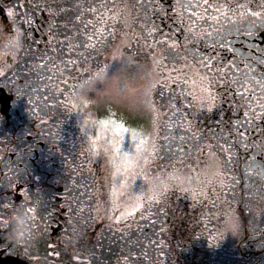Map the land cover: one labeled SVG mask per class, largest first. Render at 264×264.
Returning a JSON list of instances; mask_svg holds the SVG:
<instances>
[{"label":"flooded vegetation","instance_id":"af4514ba","mask_svg":"<svg viewBox=\"0 0 264 264\" xmlns=\"http://www.w3.org/2000/svg\"><path fill=\"white\" fill-rule=\"evenodd\" d=\"M34 4L0 0V226L6 227L16 204L35 207L38 202L29 226L46 264H264V185L260 200L247 188L223 191L224 177L218 175L214 187L201 185L206 195L195 200L170 189L163 203L167 215L158 213L160 205L144 195L139 201L143 207L116 219L131 210L139 194L118 189L112 140L99 121L102 56L65 69L64 62L76 58L65 40L64 47L55 45L57 52H47L51 59H38L48 50L45 30L51 17L46 7ZM9 8L16 13L14 20ZM26 14L32 16L31 25L24 23ZM66 15L56 17L58 25ZM17 29L23 46L14 50L10 39ZM65 29L71 30L61 28V40L68 36ZM242 39L233 43L243 50ZM253 40L264 48V33ZM217 53L223 63L235 55L227 49L212 54ZM40 63L43 68L36 67ZM222 107L225 119L243 115L244 109L236 110L234 103ZM251 161L260 165L264 155L243 161L247 170L235 176L263 183L264 171H251ZM0 264L28 261L0 239Z\"/></svg>","mask_w":264,"mask_h":264},{"label":"snow or ice","instance_id":"6c2138e0","mask_svg":"<svg viewBox=\"0 0 264 264\" xmlns=\"http://www.w3.org/2000/svg\"><path fill=\"white\" fill-rule=\"evenodd\" d=\"M137 3L144 14L143 20L139 22V33L122 17L120 11H115L108 17L107 11L112 9L100 13L95 5L85 8L84 0H77L78 14L75 21L82 23L83 29L71 37L64 36L61 40L60 29L67 28L70 21L58 25L56 17L62 13L67 14L70 10L65 7L53 8L47 0H35L34 6L38 9L43 5L51 17L45 30L48 50L38 59H51L47 52H57L59 49L56 44L64 47L65 40L71 41L76 36L83 35L86 40L67 44L69 52H76V58H69L64 62L65 69L69 64L75 65L78 60H87L93 52H98L97 44L105 45L108 37L114 36V31H109L108 19H111L113 24L120 20L126 28L132 29L133 39L138 43L144 41L145 46L153 50L154 62L158 67L169 69L171 66L166 75L145 90L142 100L126 101L133 111L144 112L149 116L152 131L132 132V138L137 143L135 154L131 157L120 153L122 138L119 142L108 141L114 145L120 158L125 162L135 161L137 164L142 160L147 166L160 153L167 152L170 156L176 153L190 154V144L196 147L197 151L203 152L204 149L200 145L207 141L206 147L211 151L214 147L213 140H217L221 151L227 153L229 158L237 146L246 150L258 148L264 155V48L253 40L258 34L264 33V0H185L183 3L176 0L175 5L167 9L166 0H137ZM100 7L106 5L101 3ZM117 7L113 4V8ZM127 7L128 5H125V8ZM85 13L93 14L95 22L92 19L85 21ZM8 15L14 20L16 13L9 8ZM159 18L171 21L168 32L162 31L155 22ZM24 23H33L30 14H26ZM105 32H108V37H105ZM22 35L17 29L15 37L10 39L14 50L23 46ZM241 36L248 39V46L243 50L233 43ZM217 49H227L235 55L227 63H223L218 53L212 54ZM177 64L180 66L177 67ZM36 67L43 68L44 64L40 63ZM173 84L189 85L190 90L186 91L181 87L177 92L173 88L170 94H166V90ZM157 86L159 91L154 96L153 92ZM229 93L232 94V100L228 99ZM181 97H184V100L178 103ZM235 97L240 99L236 100ZM226 102L234 103L236 110L243 108L245 119L235 122L223 120L222 105ZM213 112L221 114V120L216 129L208 130L211 134L208 135L198 126L197 120L206 118ZM256 121H262V124H256ZM242 128L244 130H241ZM115 129L117 132L128 131L123 125H116ZM249 129L255 132V137L248 136ZM259 166L264 168V162ZM119 171L120 168L117 167V172ZM156 179L158 183H154L149 189L153 193L149 200H154L160 205L158 213L164 212L167 215L163 203L170 189L178 187L184 193L191 191L194 200L198 194L206 195L202 188L197 193L195 189L183 187L184 181L178 176H169L168 181L159 177ZM188 182L191 183L192 178H188ZM136 199L137 203L130 211L125 209L116 217L118 221L131 217L143 207L139 202L141 197ZM28 211L35 214L36 208L31 206Z\"/></svg>","mask_w":264,"mask_h":264},{"label":"rangeland","instance_id":"374dc122","mask_svg":"<svg viewBox=\"0 0 264 264\" xmlns=\"http://www.w3.org/2000/svg\"><path fill=\"white\" fill-rule=\"evenodd\" d=\"M60 2V0H56L55 4L57 8L65 7L70 10L66 15L67 20L65 21H70L67 28L71 30L65 29L64 32L71 37L73 36L71 33L75 34L78 30L83 29V24L75 21V16L78 14L77 0H67L64 4ZM181 2L183 3L185 0H181ZM101 3H104L106 7H100ZM175 3L176 0H173L171 4L165 5L166 9L173 7ZM113 4L118 7L113 8ZM93 5L98 8L100 13H105L107 9H112V11H107L108 17H111L113 12L120 11L122 17L134 26L135 31L137 33L140 32L139 22L143 20L144 14L137 0H84L85 8L92 7ZM125 5H128V7L125 8ZM87 14L84 20L92 19L95 22V16L91 13ZM155 22L160 26L162 31H169L171 21L168 19L159 18ZM62 23L61 20L60 24ZM108 26H110L109 31H114V36L108 37V32H105V37H108L107 43L105 45L97 44L98 52H93L89 57V59L95 56L98 58V55H101L104 63L103 69L98 75V77H102L99 94L103 104V107H100L102 115L99 121L101 123L104 122L102 123L104 125L103 133L105 135L108 132L113 142H119L122 138L120 153L131 157L135 154L137 143L132 138V132H151L152 121L146 113L133 111L126 104V101L142 100L145 90L163 75H166L171 66H169V69L158 67L154 62L153 50L146 47L144 41L141 40L138 43L136 39H133L132 29L126 28L120 20L113 24V21L108 19ZM61 33L63 32L61 31ZM125 33H127V36H125ZM239 38H243L241 44L248 46V40L245 37L241 36ZM84 40H86V36L81 35L76 36L75 39L69 42L76 43L77 41L82 42ZM179 66L177 64V67ZM181 87L186 91L190 90L189 85L173 84L166 90V94H170L173 88L179 92ZM158 91L159 86H157L153 95L155 96ZM237 98L238 100L240 99V97ZM183 100L184 97H181L178 103H182ZM89 118L94 120L95 116L90 115ZM164 119H167V117H164ZM244 119V116H241L240 113L233 117L230 115L228 119L223 118L225 121L232 122L237 120L243 121ZM220 120L221 115L214 113L210 117L207 115L206 118H200L197 120V124L205 133L211 135L208 130L216 129ZM95 121H98V119L96 118ZM256 124H262V121H256ZM116 125H123L128 131L117 132L115 129ZM241 130L244 129L242 128ZM247 134L249 137H255L256 135L251 129L248 130ZM212 143L214 147L211 151L206 147L207 141H204L200 145L204 149L203 152L197 151V148L192 147L190 144V154L176 153L170 156L167 152L160 153L147 166L144 165L142 160L138 164L135 161L125 162L116 154L114 145L112 144L115 172L117 174V187L121 193H128L130 191L138 193L139 197H143L144 195L150 197L153 193L149 189L154 183H158L157 177L168 181L169 176H178L184 181L183 187L196 190L197 188H201V185L203 188L214 187L218 178L217 176L220 175L224 177L222 186L220 187L223 191L227 190L229 192L232 187H235V189L236 187L240 188V190L247 188L249 193L256 194L261 200L260 189L264 185V182L258 184L251 176L246 175L245 183L243 178L235 176L236 172L242 169L247 170V164L244 162V167H242V162L250 157L259 155L260 150L258 148L246 150L242 146H237L233 150V155L229 158L227 153L221 151L217 140H213ZM117 167L120 168L119 172H117ZM249 168L253 172L264 171L256 161H251ZM188 178H192L191 183L188 182ZM173 190L180 191L178 187L173 188ZM242 192L244 193V191ZM187 194L192 196L191 191ZM124 201L118 204L119 207H123ZM153 202L155 201L153 200Z\"/></svg>","mask_w":264,"mask_h":264},{"label":"clouds","instance_id":"9594fccd","mask_svg":"<svg viewBox=\"0 0 264 264\" xmlns=\"http://www.w3.org/2000/svg\"><path fill=\"white\" fill-rule=\"evenodd\" d=\"M25 202L16 204L12 215L6 222V227L0 226L3 235L0 239L5 241V245L10 246L12 252L23 253V257L28 264H46L45 258L38 252L30 222L34 219L33 213L28 211ZM36 211L39 208L37 202Z\"/></svg>","mask_w":264,"mask_h":264}]
</instances>
